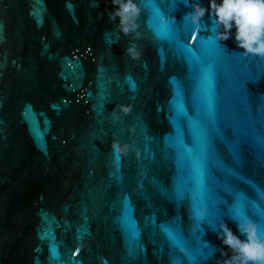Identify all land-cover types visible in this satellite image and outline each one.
<instances>
[{"label":"water","instance_id":"95a60500","mask_svg":"<svg viewBox=\"0 0 264 264\" xmlns=\"http://www.w3.org/2000/svg\"><path fill=\"white\" fill-rule=\"evenodd\" d=\"M135 2L141 39L111 0H0V264H217L240 218L264 239V57L193 29L208 0Z\"/></svg>","mask_w":264,"mask_h":264},{"label":"clouds","instance_id":"9594fccd","mask_svg":"<svg viewBox=\"0 0 264 264\" xmlns=\"http://www.w3.org/2000/svg\"><path fill=\"white\" fill-rule=\"evenodd\" d=\"M111 4L109 19L115 21L118 35L132 33L135 39H141L137 31L141 9L135 0H111ZM190 8L185 20L194 30L200 28L207 15L214 26L217 42L231 40L242 56L264 57V0H208L207 7L193 2ZM126 53L133 60L140 56L135 44L127 47ZM204 215V211L199 212L200 217ZM231 220L235 231L226 221L216 226L220 243L215 247L223 258L218 259L217 264H264V239L259 236L256 223L248 218Z\"/></svg>","mask_w":264,"mask_h":264},{"label":"snow or ice","instance_id":"6c2138e0","mask_svg":"<svg viewBox=\"0 0 264 264\" xmlns=\"http://www.w3.org/2000/svg\"><path fill=\"white\" fill-rule=\"evenodd\" d=\"M175 2L187 3V0H175ZM156 15H157V17L160 16L159 11L156 12ZM183 30L186 31L185 28ZM179 31H181V29H176V32L177 33ZM164 34L165 35H168L167 32H165ZM195 35L196 34H194L193 32L190 33L189 39L187 40V42H185L183 44V47L184 48H187V49H189V50L192 51V49L189 47V44H190V42L193 43L195 41ZM212 40L215 42V39L214 38H212ZM177 41L179 42V38L178 37H177ZM224 59H225V55L223 53H221V52H220V55L219 56H215V55L211 56V63H208L207 64V69H208L209 75L211 77V81H213L214 80V77H215L214 67H219V68H222V69H225L226 70L227 65L224 64V63H222V61ZM226 75H227V73H226ZM237 86L239 87L240 85H237ZM261 112H264V106H262ZM262 121H264V119H262ZM260 143H261L262 147H264V139H261ZM207 146H208L207 145V139L205 137V148L206 149H207ZM114 159H115V161L117 163L119 162L120 155H119V152L118 151H115L114 152ZM254 207H255V205H254ZM257 211H258V213L260 214L261 217H264V210H261L258 207L257 208ZM188 260H189L190 264H198L197 258L194 255H188Z\"/></svg>","mask_w":264,"mask_h":264}]
</instances>
